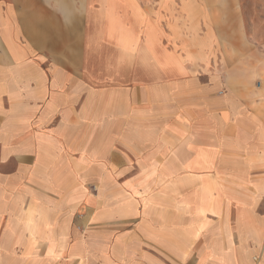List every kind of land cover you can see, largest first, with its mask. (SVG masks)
Instances as JSON below:
<instances>
[{
	"label": "crops",
	"instance_id": "1",
	"mask_svg": "<svg viewBox=\"0 0 264 264\" xmlns=\"http://www.w3.org/2000/svg\"><path fill=\"white\" fill-rule=\"evenodd\" d=\"M261 1L0 0V264H264Z\"/></svg>",
	"mask_w": 264,
	"mask_h": 264
},
{
	"label": "rangeland",
	"instance_id": "2",
	"mask_svg": "<svg viewBox=\"0 0 264 264\" xmlns=\"http://www.w3.org/2000/svg\"><path fill=\"white\" fill-rule=\"evenodd\" d=\"M241 3L244 5L246 16L248 15L249 18L251 17V19H253V22L256 23V20L260 19V17H256V15L259 10L258 8H260L261 6L260 4L262 3V1L261 0H241ZM247 28L249 29L250 26H247ZM257 38L264 41V30L262 33H260L259 31Z\"/></svg>",
	"mask_w": 264,
	"mask_h": 264
}]
</instances>
